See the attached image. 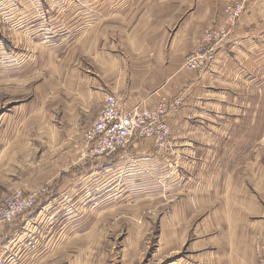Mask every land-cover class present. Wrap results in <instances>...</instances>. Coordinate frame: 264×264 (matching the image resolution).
<instances>
[{
    "label": "crops",
    "instance_id": "0c3cea01",
    "mask_svg": "<svg viewBox=\"0 0 264 264\" xmlns=\"http://www.w3.org/2000/svg\"><path fill=\"white\" fill-rule=\"evenodd\" d=\"M95 1H1L0 72L4 73L0 76V85L14 84L11 83L13 77L6 73L16 71L20 57L27 55V38L35 45V53L43 54L41 63L50 67L51 87H55L54 62L58 64L57 77L61 80L57 82V99L53 95L50 101L52 119L65 118L73 133L65 136L58 125L52 124L48 135L53 134V137H48L51 138L48 143L53 148H46L41 158L64 148L62 153L69 149L77 154L84 132L97 120L111 94L122 98L126 110L143 100L153 107L164 96L170 100L182 98V107L168 119L172 127L171 148L161 151L152 139L135 140L126 151L89 163L70 164L66 152L54 166V158L40 163L28 162L26 149L33 142L20 140L23 153L9 166L13 169L18 166L21 171V188L29 193L40 187L38 184H45L49 185V190L39 200L41 208H34L25 221L0 227V264H20L40 253L41 244H32L35 238L25 231L33 222L37 224L39 218L47 220L50 217L48 224L54 226L56 222L65 231L75 225L79 227L86 223V212L90 208H101L108 203L116 205L122 199L135 196L133 185L152 183L153 171L171 165L173 158L169 151L196 153L209 145H218L213 137L229 135L235 119L244 122L250 114L246 110L251 105V89L264 88V0L252 5L229 40L215 48L214 63L198 72L185 70V59L208 28L223 24L225 0ZM65 77L66 84L62 82ZM44 97L48 99L49 96ZM44 97H38L31 112L43 109ZM39 103L37 110L35 106ZM23 111L0 116V163L7 157V151H19V147L14 148L11 143L19 136H26L18 129L11 134L9 122L19 118ZM59 111L63 114L58 115ZM37 114L26 118H36ZM236 114L238 117L233 119ZM20 126L23 127L22 122ZM262 130L254 133L264 135V128ZM10 174L12 178L14 173ZM253 181L256 193L248 192L250 188L245 180L240 186L230 178L228 184L233 185L228 197L240 200L237 214L264 216V178H253ZM68 183L72 184L70 190H67ZM237 207L233 204V208ZM18 228L23 231L20 237L24 249L13 256L7 251L11 237H7L10 235L7 232L13 233ZM260 228L259 237L264 241V223ZM249 237L253 241L255 236L249 233ZM72 245L67 240L62 247ZM249 246L254 248L252 244ZM27 248H34V251L27 252ZM202 252L201 256L206 258L207 252ZM255 256L257 264L264 259V242L256 247ZM249 260L251 263H246L252 264V255ZM195 264L200 263L196 261ZM228 264H236L234 258Z\"/></svg>",
    "mask_w": 264,
    "mask_h": 264
},
{
    "label": "rangeland",
    "instance_id": "374dc122",
    "mask_svg": "<svg viewBox=\"0 0 264 264\" xmlns=\"http://www.w3.org/2000/svg\"><path fill=\"white\" fill-rule=\"evenodd\" d=\"M61 1L72 3L73 0ZM94 3H98V0ZM28 40L25 47L27 55L20 57L17 70L6 73L13 77L11 83L14 84L9 87L0 85V116L20 112L30 106L29 110L19 114V118L9 121L11 134L18 129L26 136H19L11 143L12 147H19V151H7V157L1 162L3 164L0 163V208L14 192H25L20 186L22 180L18 166L15 169L9 166L14 164L13 159H19L23 153L20 140L33 142L26 149L28 162L35 160L40 163L41 160L51 161L54 158L56 166L57 159L66 152L70 164L90 162L83 138L77 154L69 149L62 153L64 148L59 153H48V157L41 158L46 148H53L48 143L51 139L48 137L53 135H48L51 134L52 124L58 125L65 136L73 132L65 118L52 119L54 113L50 101L53 95L57 99V82L61 80L57 77L58 64L54 62L55 87H51L50 67L41 63L43 54H36L35 45ZM54 57H57L55 52ZM3 73L0 72V76ZM66 81L65 77L62 82L66 84ZM251 95V105L246 110L250 114L244 122L235 119L237 114L234 116L236 123L231 126L232 133L213 137L218 145H209L196 153L169 151V156L173 158L171 165L153 171L152 183L133 185L134 197L122 199L116 205L108 203L101 208H90L86 212V223L79 227L75 225L68 231L62 230V225L56 222L54 226L48 224L50 217L47 220L41 217L37 224H30L29 230L25 231L35 238L31 243H40L42 249L36 257L26 258L28 264H195L196 261L200 264H228L233 258L236 264H247L251 263L250 255L253 256L252 264H257L255 250L264 242L259 237L264 216L237 214L240 200L228 197L233 185L228 184L230 178L240 186L245 180L250 188L248 192L254 193L256 185H253V178H264V135L254 133L264 128V88H252ZM42 96H49L48 99L44 97L46 103L43 109L39 112V103L35 106L38 112H31L38 97ZM35 113H38L36 118H26ZM61 113L59 111L58 115ZM10 173H14L12 178ZM67 185V190H70L72 184ZM37 186L40 187L34 191L42 188L49 190V185ZM146 189L149 192L145 193ZM39 204L40 201L36 209L41 208V204L37 207ZM233 204L238 207L233 208ZM0 227L6 228L7 225L0 224ZM22 232L20 228L13 233L7 232L10 234L7 237L11 236L7 251L13 256L18 251L23 252ZM249 233L254 234L253 241ZM41 235L49 244L43 242ZM67 240L73 245L62 247ZM27 249V252L34 251V248ZM203 250L207 252L206 258L205 255L201 256ZM27 261L20 264H27ZM260 262L258 260V264Z\"/></svg>",
    "mask_w": 264,
    "mask_h": 264
},
{
    "label": "built area",
    "instance_id": "2783aa9c",
    "mask_svg": "<svg viewBox=\"0 0 264 264\" xmlns=\"http://www.w3.org/2000/svg\"><path fill=\"white\" fill-rule=\"evenodd\" d=\"M257 1L226 0L223 24L205 31L202 39L188 53L183 68L198 72L211 66L216 59L215 48L229 40L243 15ZM182 105V98L170 100L164 96L153 107L143 100L126 110L119 95H109L97 120L83 134L87 156L90 160L107 158L126 151L133 141L145 139L154 140L159 150L168 151L172 144V127L168 119ZM47 192L48 188H42L11 194L0 208V224L13 226L26 218ZM261 264H264V259Z\"/></svg>",
    "mask_w": 264,
    "mask_h": 264
}]
</instances>
